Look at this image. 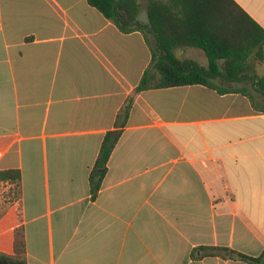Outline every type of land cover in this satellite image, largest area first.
Instances as JSON below:
<instances>
[{
  "label": "crops",
  "instance_id": "0c3cea01",
  "mask_svg": "<svg viewBox=\"0 0 264 264\" xmlns=\"http://www.w3.org/2000/svg\"><path fill=\"white\" fill-rule=\"evenodd\" d=\"M233 2L264 30V0ZM149 39L86 0H0V170L20 172L0 252L14 254L17 233L26 264H248L237 254L264 250V47L241 79L211 80L217 88L135 95L91 198V170L149 66ZM175 55L208 64L198 47Z\"/></svg>",
  "mask_w": 264,
  "mask_h": 264
},
{
  "label": "trees",
  "instance_id": "16d2710c",
  "mask_svg": "<svg viewBox=\"0 0 264 264\" xmlns=\"http://www.w3.org/2000/svg\"><path fill=\"white\" fill-rule=\"evenodd\" d=\"M120 32L140 31L153 36L148 41L151 60L131 96L116 116L115 130L108 131L89 177L91 198L98 193L107 170V162L126 125L135 95L155 89L203 85L217 88L211 80L224 78L235 81L243 77L248 59L264 47L262 30L233 0H146L149 24L138 21L142 0H86ZM242 32V36L240 35ZM202 49L207 67L195 61L178 60L175 49L180 46ZM220 61L224 69H220ZM257 86L264 90V77L257 78ZM98 181H95V178ZM14 184L19 193L18 169L0 170V182ZM18 237V236H17ZM227 251L226 248L220 249ZM23 242L15 238L14 254L0 252V264H26ZM248 264H264V250L258 257L237 254Z\"/></svg>",
  "mask_w": 264,
  "mask_h": 264
},
{
  "label": "rangeland",
  "instance_id": "374dc122",
  "mask_svg": "<svg viewBox=\"0 0 264 264\" xmlns=\"http://www.w3.org/2000/svg\"><path fill=\"white\" fill-rule=\"evenodd\" d=\"M141 10H146V0H142L141 1ZM141 12V11H140ZM149 36V40L150 43L152 44V46H154L155 41L152 35L147 34ZM258 72H260L261 74H264V62L260 63V67H258ZM3 182V181H1ZM0 182V219L2 217V214L5 213V209H7L8 203L9 201L16 197L18 192H17V188L16 186L13 184L12 187L10 188H6L5 185H2V183ZM6 224L5 223H0V230L2 229V227H4ZM18 236V237H17ZM15 238L20 239V233H17V235L15 236ZM8 242V236L4 235L2 237V241L0 242V245H6Z\"/></svg>",
  "mask_w": 264,
  "mask_h": 264
},
{
  "label": "water",
  "instance_id": "95a60500",
  "mask_svg": "<svg viewBox=\"0 0 264 264\" xmlns=\"http://www.w3.org/2000/svg\"><path fill=\"white\" fill-rule=\"evenodd\" d=\"M138 21L141 23L149 24L148 14H147L146 10H141V12L139 13V16H138ZM175 56L178 60L182 61L181 57H179L178 55H175ZM95 181H98L97 177L95 178ZM233 257H236V254H233Z\"/></svg>",
  "mask_w": 264,
  "mask_h": 264
}]
</instances>
